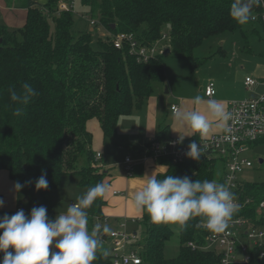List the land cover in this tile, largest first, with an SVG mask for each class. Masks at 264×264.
<instances>
[{"label": "trees", "instance_id": "16d2710c", "mask_svg": "<svg viewBox=\"0 0 264 264\" xmlns=\"http://www.w3.org/2000/svg\"><path fill=\"white\" fill-rule=\"evenodd\" d=\"M20 1L27 9L24 25L17 29L0 27V170L6 171L14 183L31 181L23 188L33 189L35 180L44 174L48 187L37 190L40 206L46 207L49 219L54 220L56 214L49 198L64 175H77L83 187L105 182L109 175L96 163L98 152L93 149L89 121H98L103 138H111L119 117L143 104L153 91V82L165 80V66L162 53L144 62L129 53L127 46L115 48L109 36L98 39V47L94 48L90 33L74 35L72 6L59 10L60 1L71 5L69 0ZM231 2L81 0L90 16L97 18V25L109 33L133 32L146 44L165 39L173 53L192 61V65L201 59L196 56V48L209 36L235 29L258 34L256 23L264 28L259 19L238 24L229 15ZM24 82L39 94L25 107L23 115L15 116L17 105L10 100L8 89L19 90ZM171 137L163 127L154 139ZM158 163L165 167L158 178L171 174L190 180H214L223 168L218 157L203 155L199 160L189 158L181 163L162 157ZM246 193L257 201L264 200V182L246 184ZM103 205L98 197L86 210L90 229L103 217ZM134 221L141 229L133 233V246L144 264L219 263L218 254L204 248L206 231L196 226L202 225L201 217L189 220L183 229L176 224L154 223L144 212ZM175 235L179 253L176 258H166L163 249ZM3 255L0 252V259ZM92 264H112L111 256L105 257L98 250ZM248 264H264V260L254 256Z\"/></svg>", "mask_w": 264, "mask_h": 264}, {"label": "clouds", "instance_id": "9594fccd", "mask_svg": "<svg viewBox=\"0 0 264 264\" xmlns=\"http://www.w3.org/2000/svg\"><path fill=\"white\" fill-rule=\"evenodd\" d=\"M264 4V0H232L229 15L238 24L245 25L251 18L254 5ZM10 100L17 105L13 115L24 114L29 105L39 93L29 83L24 82L19 90L8 89ZM191 109H177L174 119L186 126L193 134L207 136L215 128L224 133H230L228 122L233 114L226 105L214 98L207 100L197 94L191 101ZM204 105V111L196 106ZM185 135H179L176 143H181ZM185 155L193 160H199L203 155L200 145L193 141L188 145ZM140 187L132 197L133 208L138 212L148 214L154 223H170L185 228L187 222L194 217L202 218L206 230L214 233L224 232L233 215L239 210L236 197L224 184L216 180H190L189 177H174L158 174L143 175ZM31 183L15 182L13 189L20 190ZM48 180L44 174L34 183L35 190L47 189ZM109 190L105 182H98L76 197V203L67 205L66 210L57 214L55 219H49L44 206L33 207L28 215L23 209L15 214L0 216V252L4 255L0 264H92L97 259L98 250L103 256L109 255L103 249L101 233H109V225L95 224L89 228V216L86 211L94 201L102 198ZM4 200L0 199V207ZM55 244L53 245V241ZM52 245L57 251H52ZM12 251H8L9 248Z\"/></svg>", "mask_w": 264, "mask_h": 264}, {"label": "built area", "instance_id": "2783aa9c", "mask_svg": "<svg viewBox=\"0 0 264 264\" xmlns=\"http://www.w3.org/2000/svg\"><path fill=\"white\" fill-rule=\"evenodd\" d=\"M69 1L71 5L60 1L59 10H67L72 6V0ZM251 16L253 18L250 20L259 19L264 22V4L254 5ZM90 21L94 25L97 23L94 19ZM107 36L115 48L121 49L127 46L129 53L136 55L138 60L144 62L158 53H163L156 42L146 44L133 32L108 33ZM244 83L250 87L257 84V81L248 76ZM215 92V84L210 81L205 87V95L211 97ZM171 109L174 113L178 107L173 105ZM227 109L233 114L232 120L228 122V127L231 128L230 133L221 131L206 138L183 139L181 143H176L178 137L161 141L153 139L146 149L147 154L142 159L152 158L158 162L163 157L171 159L174 163H181L189 159L185 152L193 141L200 145L203 156L218 157L223 168L221 176L214 180L224 183L235 194L239 210L233 215L224 232L214 233L204 228L206 231L204 248L218 254V264H248L254 256L258 260H264V200L257 201L246 193V184L252 182L242 180L240 174L253 167L254 164L243 157L242 152L247 150V146L264 141V90L252 97L229 101ZM100 157L101 154L98 152L95 160ZM133 163L134 160L128 156L125 160L127 174H130ZM18 210L20 209L17 208ZM102 219L105 223L106 218ZM107 239L111 244L112 264H144L139 251L135 249L133 243H130V240L135 239V235L125 230V222L112 229ZM189 245L195 246L193 242H189Z\"/></svg>", "mask_w": 264, "mask_h": 264}, {"label": "rangeland", "instance_id": "374dc122", "mask_svg": "<svg viewBox=\"0 0 264 264\" xmlns=\"http://www.w3.org/2000/svg\"><path fill=\"white\" fill-rule=\"evenodd\" d=\"M14 2L19 0H12ZM72 16L73 24L71 27L72 33L77 35L79 33L91 34V45L94 48L98 47V39L104 40L108 35V29L102 25H97L98 20L95 17H91L85 6L81 4V0H72ZM91 19L96 20V26L91 24ZM3 24L2 11L0 9V26ZM258 34L251 35L245 30L235 29L232 32H225L219 35H212L204 39V41L196 48V56L199 59L195 66H192V61L179 56L172 51L164 53V46L167 40H158L156 45L159 49L163 50L161 59L165 66L166 77L164 82L157 83L159 90L156 92L160 96L159 110L164 114L169 108L170 103L181 93L184 92L186 80H199L201 83L208 82L209 79H214L218 74H221L225 68V62L223 60L222 53L215 54L219 51L227 53L226 59H231L233 68L239 71L249 72L251 67L256 65L264 68V28L260 23H256ZM51 28L52 24H51ZM52 30V29H51ZM167 46V44H166ZM246 62H240L244 61ZM245 64L244 69H239L240 65ZM254 77V76H252ZM255 78V77H254ZM256 79V78H255ZM257 80V79H256ZM244 87V86H243ZM216 89V88H215ZM242 91L246 92L245 87ZM245 97V96H243ZM165 101V104H164ZM144 112L138 113V115H122L119 118L118 127L111 138H102L100 133V127L97 126L93 130V134L100 137L101 146L98 151L109 156L110 166L105 169H109L113 177L116 174H125L123 160L126 156L130 155L132 160L139 157L137 148L144 145L139 136V119L143 118ZM247 150L242 152V156L253 162V167L246 169L240 174V178L248 182H264V163H259L258 159H264V142L259 144H251L247 146ZM107 151V152H106ZM100 158L96 160V163L100 165ZM95 163V164H96ZM145 165V162L139 163ZM136 163L137 166L139 165ZM123 171V173H122ZM133 171V170H132ZM67 177H63L61 183L52 191L49 203H51L53 210L56 214H60L66 210L67 205L76 203V197L83 194L87 187H81L75 184V174H68ZM8 176L5 178V188H1L0 194L7 199V188L9 184ZM8 202V199H7ZM8 204V203H6ZM20 209H23L26 214H29L33 207H39L41 205V197L37 190L33 188H22L18 193L17 203ZM9 209V208H5ZM15 210L6 211L5 214H15ZM0 216L3 213L0 211ZM103 222V219H99V224ZM125 222V230L133 234L139 232L141 227L136 224L135 221L123 219ZM103 249L111 252V245L109 242L102 240ZM130 243H135L134 240H130ZM214 248L213 246H211ZM164 256L166 258H176L179 253V243L177 235H175L171 241L167 242L163 249Z\"/></svg>", "mask_w": 264, "mask_h": 264}, {"label": "crops", "instance_id": "0c3cea01", "mask_svg": "<svg viewBox=\"0 0 264 264\" xmlns=\"http://www.w3.org/2000/svg\"><path fill=\"white\" fill-rule=\"evenodd\" d=\"M0 9L2 11V19L3 24L0 27H6L8 29H17L24 25L26 16H27V9L22 7L21 1H12V0H0ZM167 47L166 44L164 48ZM171 51V48H170ZM169 51V52H170ZM223 60L225 62V68L221 74H218L214 79H209L208 82L201 83L200 79L193 81V80H186L184 92L179 94L171 103L169 108L163 114L159 110V102L160 96L156 94L159 90V86L156 85L157 83H161L164 81H155L152 84L153 91L152 93L144 100L143 104L140 107L134 108L129 116L138 115V113L144 112L143 118L139 119V136L142 137L141 139L143 146L137 148V152L139 154L138 158H135L134 163L132 164V168L130 170V174L126 173L125 169V160L128 156L124 158L122 161L124 166V173L125 174H116L115 177L112 176L111 171L109 169H105L107 166H110V159L109 156L106 155L105 151L101 153L98 151L99 147L101 146V139L99 136L93 134V130L96 129L97 126L100 127L98 121L92 119L88 123V129L93 134V149L95 152H99L101 154L100 157V165L102 166L105 171L109 172V175L105 179V183L109 185V190L104 197H102L104 201V205L101 208V213L103 215L102 218H106V222H101V227L104 224L109 225L112 229L119 227V224L123 222V219L126 220H137L141 217L142 212L136 211L131 203V197L133 193L138 190L140 187V182L144 178L143 175H150L152 172L154 175L162 172L165 167L162 163H158L154 161L152 158L142 159L146 153L147 144L156 137L159 133L160 129L165 127V130L168 136L172 137H179V135H185L184 139H195V138H206L210 135L220 133V130L213 126V129L207 136L201 137L199 133L193 134L189 128L186 126H182L179 122L174 119L173 111L171 107L173 105H177L178 109H191L194 106L192 105L191 101L194 96L199 94L200 96L204 97L207 100L209 97L205 95V87L207 84L212 81L215 84L216 92L211 98H214L218 101L223 102L226 107L229 101L231 100H239L244 99L247 97H252L257 95L258 93L264 90V68L261 66H254L250 68L249 72L239 71L238 69L233 68L232 62L234 61L233 56L231 59H226L227 53L223 54V51H219L215 54H221ZM246 62L244 61H240ZM195 66V65H192ZM245 64L240 65L239 69H244ZM248 76H254L253 78L257 81V84L253 86H246L244 80ZM166 77V73H165ZM245 87L246 92L242 91ZM245 96V97H243ZM165 104V101H164ZM197 110L204 111V105L196 106ZM120 118V117H119ZM119 122V119H118ZM118 127V126H117ZM117 130V128H116ZM101 136L103 138L102 132L100 130ZM104 140V138H103ZM107 152V151H106ZM145 162V165L139 164ZM137 166H134V165ZM133 170V171H132ZM123 173V171H122ZM6 175L8 176L7 172L4 170H0V190L1 188H5V178ZM63 177H67L64 175ZM76 177V175H75ZM9 178V177H8ZM63 179V178H62ZM75 184L79 185V177L77 176L74 178ZM9 184L7 188V199L0 194V199L4 200V205L0 207V211L5 214L6 211L15 210L17 212L18 205L17 198L18 193L14 191L13 185L14 182L9 178ZM83 187V186H81ZM88 188V187H87ZM8 203V204H6ZM51 204V203H50ZM9 208V209H5ZM20 209V208H19ZM21 210V209H20ZM56 214V213H55ZM25 215H28L25 213ZM57 215V214H56ZM138 224L137 221H135ZM99 224V222H98ZM135 233V231H134ZM108 233H101V239L109 242L107 239ZM55 244V240L53 241V245ZM111 245V244H110ZM52 251H57L52 245H50Z\"/></svg>", "mask_w": 264, "mask_h": 264}, {"label": "water", "instance_id": "95a60500", "mask_svg": "<svg viewBox=\"0 0 264 264\" xmlns=\"http://www.w3.org/2000/svg\"><path fill=\"white\" fill-rule=\"evenodd\" d=\"M252 10H253V9H252ZM115 26H116V25H115L114 23H112V24H111V29H114ZM169 26H170V25L168 24V27H169ZM169 51H170V47H169V46H167V47L164 48V53H169ZM262 161H263V159L260 158V159H259V162L262 163Z\"/></svg>", "mask_w": 264, "mask_h": 264}]
</instances>
